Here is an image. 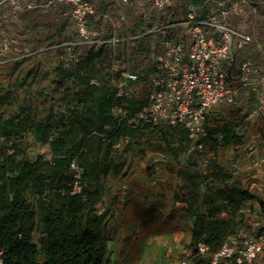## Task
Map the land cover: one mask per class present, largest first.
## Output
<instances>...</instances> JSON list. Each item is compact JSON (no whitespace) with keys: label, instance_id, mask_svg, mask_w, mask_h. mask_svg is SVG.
I'll list each match as a JSON object with an SVG mask.
<instances>
[{"label":"trees","instance_id":"obj_1","mask_svg":"<svg viewBox=\"0 0 264 264\" xmlns=\"http://www.w3.org/2000/svg\"><path fill=\"white\" fill-rule=\"evenodd\" d=\"M57 14H41L45 31H39L37 41L64 31L69 35L65 22L54 19ZM91 53L84 52L74 67L53 62L59 78H50L40 64L33 85L14 84L11 72L0 71V249L5 251V264H106L111 202L123 190L117 183L128 175V159L133 160L128 156L143 158L148 151L166 158L149 163L145 170L156 187V180L170 176L169 188L165 184L157 191L162 201H174L166 218L178 215L193 221L191 262L211 264L209 255L197 251L198 242L218 250L230 234L250 222L259 199L250 185L235 178L229 155L247 142L246 114L239 106L208 113L205 149L214 150L215 156L204 172L202 151L186 154L192 140L183 125L131 121L146 99L116 97L107 77L112 57L97 60ZM94 76L98 81L90 84ZM16 87L21 93L13 91ZM257 125L264 142V115ZM43 144H49V156L30 154L32 146ZM74 161L82 169L79 177ZM112 177L116 185H110ZM76 179L80 192H73ZM128 193L120 198L125 204ZM258 201L261 207L254 211L264 216V202ZM259 227L264 230V225Z\"/></svg>","mask_w":264,"mask_h":264},{"label":"built area","instance_id":"obj_2","mask_svg":"<svg viewBox=\"0 0 264 264\" xmlns=\"http://www.w3.org/2000/svg\"><path fill=\"white\" fill-rule=\"evenodd\" d=\"M49 8L68 15L75 33L35 49L31 46L35 28L22 23L20 13ZM262 19L264 0H0V66L40 56L48 49L62 50L63 65L74 66L89 49H112L107 77L118 96L139 92L145 80L152 86L147 104L131 121L184 125L192 140L187 153L196 154L205 150V120L211 109L241 103L251 92L258 94L264 109ZM134 62L145 67L138 71ZM254 146L251 141L250 149ZM212 156L208 152L201 157L204 170ZM73 167L79 177L82 169L75 161ZM73 185V192L81 191L79 180ZM258 216L256 224L230 234L218 250L211 251L200 241L197 251L209 255L211 264H261L264 230L258 227L264 216ZM192 253L187 249L181 263L192 264ZM0 264H5L3 249Z\"/></svg>","mask_w":264,"mask_h":264},{"label":"rangeland","instance_id":"obj_3","mask_svg":"<svg viewBox=\"0 0 264 264\" xmlns=\"http://www.w3.org/2000/svg\"><path fill=\"white\" fill-rule=\"evenodd\" d=\"M6 8L10 10V7ZM128 13L130 20L134 21L130 14V7L128 8ZM35 14L37 15L35 16L34 13H31L29 14V18L25 17L29 21H33L34 16L37 17V20H41L43 17H41L40 12ZM119 50L123 52L122 45H119ZM51 55L53 56L54 62L59 63L57 53H52ZM22 60L20 62L10 63L4 67L0 66V71L2 73L9 72V74L11 72L10 77L14 84L28 81L27 83L29 85H33L41 61L38 59ZM147 63L150 64L148 61ZM134 65L138 71L145 67V63L138 65L134 62ZM6 80L5 82H7ZM6 87L8 88V85ZM151 87L149 81H146L141 91L148 92ZM13 91L21 93L18 87L14 88ZM22 95L24 96V94ZM257 126V124L251 125L248 134L258 135L257 145L263 146L264 142L259 137ZM38 152L49 153L48 146H32L30 148L31 155H36ZM132 156L133 160L128 159V163L132 161L127 171L128 175L126 178L128 182H125L126 178L121 179L119 183H117L114 177L110 180V185L113 183L115 185L116 183L122 184L121 187L123 190L121 191L122 196L120 198L123 199V196L129 192V199L126 204L120 198L115 199L116 201L113 203L111 202L113 210L109 214L110 222L107 227V243L110 252L108 253L106 264H182L181 262L185 258V251L190 249L189 243L186 241V235H182L179 232L183 228L178 223L166 218L167 213H169V208L173 209L174 201H162L161 194L157 193V191H162V185L169 182L170 176L166 175L156 180V182L160 181V185L156 187L154 183V185L152 184L150 177L145 171L148 169L147 164L144 165L146 160L141 158L139 154H131L128 157ZM233 166L235 167V165ZM159 173H161L160 169L157 170L156 175ZM235 176H239V174H235ZM169 184L166 185L168 188ZM171 196L172 194L169 195V197ZM109 203L110 200L106 204ZM260 206L258 204L257 207H253L252 211L254 215L251 216L249 223L256 224L260 220L258 219L259 214L256 213ZM260 261L261 264H264V256Z\"/></svg>","mask_w":264,"mask_h":264},{"label":"clouds","instance_id":"obj_4","mask_svg":"<svg viewBox=\"0 0 264 264\" xmlns=\"http://www.w3.org/2000/svg\"><path fill=\"white\" fill-rule=\"evenodd\" d=\"M38 12H40L41 14H52V13H55V12H58V14H57V16L56 17H54V19H57V21H60L61 23H64L65 22V24H66V26L68 27L67 28V30H68V33H69V35H65V31L61 34V35H58V33L56 34V36L54 37V38H52V39H50V38H47V39H45L44 38V36H42L41 35V37L43 38V39H45V40H43V41H37L36 39H37V36L38 35H40V33H41V30H44L45 31V24L43 23L44 21H43V19H41L42 20V22H41V20L39 19V20H37V17H35L37 14H35V13H38ZM31 13H34V18H33V21H29V19H26V17L27 18H29V14H31ZM26 16V17H25ZM20 18H21V20H22V23H25V24H29V25H32L34 28H35V32H36V35H35V42H34V44H31V46L33 47V48H39V47H46V46H49V45H51V44H53L54 42H57V41H60V40H62V39H66V38H70V37H72L73 35H74V33H75V29H74V27H73V25H72V23L70 22V18L68 17V15H66V14H64L63 12H61V11H59L58 9H56V8H49V9H32V10H28V11H25V12H22V13H20ZM35 21H37L38 22V24H36V22ZM259 28H260V30H261V32L262 33H264V19H262V20H260L259 21ZM17 29V28H16ZM66 30V31H67ZM39 31H40V33H39ZM89 50H92V55H94V57L98 60V59H100V58H102L104 55L105 56H107V55H110L111 57H112V61H111V63H110V67H111V65H112V63H113V59H114V54H113V52L111 51L112 49H107V51H103V49L102 48H100V49H89ZM60 51H62V50H56V49H48V50H46V51H44L42 54H40V56H37V57H34L35 59H38V60H43V61H41V66L42 67H44L48 72H49V74H48V76L51 78L52 77V75L55 77V78H59V76L58 75H54V73H53V70H54V68L51 66L52 64H53V62H54V60H51V58H53V56L51 55L52 53H57V55H58V58H59V63L63 66V67H74V66H77V65H74V66H64L63 65V63H62V60H61V58H60ZM87 52V51H86ZM85 52V53H86ZM29 57H27V58H24V59H28ZM33 58V57H32ZM31 58V59H32ZM46 59H48V60H46ZM82 59H83V57H82ZM22 60V59H21ZM258 60L260 61V58L258 57ZM82 62V61H81ZM80 62V63H81ZM146 66L147 67H149V63H147L146 62ZM110 67H109V69H108V73L110 72ZM108 73H107V75H108ZM74 75V74H73ZM68 78V76L67 77H65V79H67ZM142 80L144 81L145 80V78L143 77L142 78ZM98 81V77L97 76H94V77H92L90 80H89V83L90 84H93V83H96ZM146 81L147 80H145L144 81V85L142 86V87H144L145 86V84H146ZM54 83H55V86L58 84V81H56V79L54 80ZM142 89V88H141ZM149 92V91H148ZM148 92H145V91H139V92H137V93H135V94H132V95H135V97H141L142 99H146V103L145 104H142V107L143 106H145L146 104H147V102H148V98H147V94H148ZM115 96L117 97L118 95H117V91H116V93H115ZM259 96H258V94H256L255 92H251L250 93V95H248V96H246V95H244L243 96V100H242V102L241 103H238V104H232V105H221V106H219V107H215V108H213V109H211L209 112H211V111H213V110H215L216 108H227V107H235V106H239V108H241L242 110H243V112L246 114V120H247V122H249L248 124H245L244 125V129L243 130H245V129H247L246 130V132L248 133V132H250V129H251V125H254V124H258L259 123V121L261 120V116H263L264 115V109H260V101H259V98H258ZM140 110V109H139ZM138 110V111H139ZM256 110H258L259 112H258V114L257 115H255V116H252V113L254 112V111H256ZM137 111V112H138ZM208 112V113H209ZM208 113L206 114V116L208 115ZM155 123H161V122H155ZM162 124H165V125H167V126H170V125H168V124H166V123H162ZM205 124H206V120H205ZM181 125V124H180ZM174 126H176V125H174ZM184 126V125H183ZM185 127V126H184ZM206 128H207V125H206ZM208 131V130H207ZM208 136V135H207ZM206 136V137H207ZM205 137V138H206ZM257 137H258V135H249L248 134V140H247V142L246 143H244L243 145H238L237 146V148L236 149H231V151L234 153L236 150H238V149H240V147L242 146V147H244V146H246V148L244 149V150H248V152L250 151V152H252L253 150H251L250 149V145H251V141H253V142H255V146H254V149H256L257 148ZM205 138H204V140H203V142H204V145H206L205 144ZM122 142L123 141H126L125 140V138L124 139H122L121 140ZM192 143V142H191ZM191 143L189 144V146L191 145ZM118 144H120V142L118 143ZM44 145H46V146H48V149H49V152H50V146H49V144H43V145H38V146H44ZM189 148V147H188ZM208 152H212L213 153V156H212V158H211V161H210V163L212 162V159L214 158V156H215V151L214 150H207V149H205L204 151H202V154H201V157L204 155V154H206V153H208ZM231 153V152H230ZM186 154L187 155H191V154H188L187 152H186ZM47 155L49 156L50 155V153H47ZM159 160H166V158L164 157V155H159ZM232 160H234V158L232 157ZM200 162H201V158H200ZM235 165V164H234ZM201 166H202V163H201ZM209 166V165H208ZM202 168H203V166H202ZM203 171L204 172H207V169H203ZM263 201V200H262ZM255 204H256V202H254V206H255ZM259 205H260V203H258ZM255 207H257V206H255ZM248 210V209H247ZM248 211H250V210H248ZM264 225V224H263Z\"/></svg>","mask_w":264,"mask_h":264},{"label":"crops","instance_id":"obj_5","mask_svg":"<svg viewBox=\"0 0 264 264\" xmlns=\"http://www.w3.org/2000/svg\"><path fill=\"white\" fill-rule=\"evenodd\" d=\"M245 148L246 146H241L240 149L236 150L234 153L231 151L229 155L234 158V160H232V164H235L234 173L239 174V176H235V178H240L247 185H250L252 192L256 194L257 198H259L255 199L256 205H258V200L264 199V144L263 146L258 145L257 148L252 152L244 150ZM159 155L160 154L148 151L147 155L143 157V159L146 160V162H144V165H148L149 163H156V161L159 160ZM139 156L142 157V155ZM156 166L158 167V164ZM157 175L160 176V173ZM167 214L165 210V216ZM170 220L178 223L184 229L179 232H181L182 235H186V241L189 243L192 235L191 226L193 225V221L190 219L185 220L178 215Z\"/></svg>","mask_w":264,"mask_h":264}]
</instances>
